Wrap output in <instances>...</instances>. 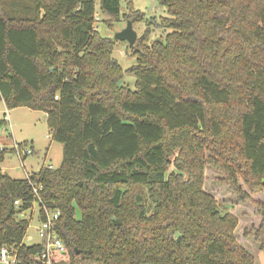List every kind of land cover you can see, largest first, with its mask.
I'll list each match as a JSON object with an SVG mask.
<instances>
[{"label":"trees","instance_id":"trees-1","mask_svg":"<svg viewBox=\"0 0 264 264\" xmlns=\"http://www.w3.org/2000/svg\"><path fill=\"white\" fill-rule=\"evenodd\" d=\"M124 1V13L121 0L98 7L110 30L145 25L125 71L114 39L98 32L95 0H0V102L45 113L63 148L57 168L22 180L0 173V248L16 264H41L43 246L24 244L29 222L19 219L36 184L38 222L43 209L58 212L66 248L52 264H256L264 0H155L166 14L158 19ZM7 153L0 146V163ZM238 200L259 212L252 232L238 233Z\"/></svg>","mask_w":264,"mask_h":264},{"label":"rangeland","instance_id":"rangeland-1","mask_svg":"<svg viewBox=\"0 0 264 264\" xmlns=\"http://www.w3.org/2000/svg\"><path fill=\"white\" fill-rule=\"evenodd\" d=\"M134 10H139L146 15V18L166 16L164 10L157 5L155 0H129ZM121 13L126 11V4L124 0L120 3ZM95 11L99 17V22L96 23L98 32L103 37L114 38L116 32L125 28V21H121L114 25L110 30L105 24L106 16L100 14L98 7V0H95ZM134 31L139 37L144 29V23H136L133 27ZM160 35L159 32H155L151 35V40L156 39ZM115 46L112 51V57L118 62L121 68L125 71L135 64V57L130 55L128 43L125 41L115 40ZM135 77L132 74L124 73L122 83L128 86L130 89H134ZM9 118L6 121L4 129L6 132L4 135H0V139L7 138L6 146L8 153L5 155L4 160L0 163V173L8 174L11 178L16 180L25 179V171L28 173L36 172L42 165H50L52 168H57L63 159V148L61 144L56 143L50 139V132L47 128L45 121V113L40 111H33L27 108H15L8 110L4 104L0 102V118H3L4 114ZM14 142L23 145V149L34 148L35 154L26 156L23 158L24 169L21 167V163L16 154L10 152L12 150ZM214 174V173H213ZM217 185V183H214ZM219 190L223 188L219 186ZM236 197H231V202ZM237 200V199H236ZM226 202V201H225ZM235 203H239L236 214L240 219L239 234L243 232H252L255 226L258 224L260 215L257 208L251 204H241L239 200ZM221 209L224 207L220 206ZM231 210V209H228ZM77 218H80V212L76 213ZM19 219H24L29 222V228L27 229L26 236L23 239L25 245H33L39 242L38 236H36L35 229L38 227V209L36 205H33V209L25 211L19 216ZM239 237V236H238ZM251 247L254 248V244L251 242ZM256 251L253 250L252 254L256 260V264H264V251H261L256 246ZM2 264V263H0Z\"/></svg>","mask_w":264,"mask_h":264},{"label":"built area","instance_id":"built-area-1","mask_svg":"<svg viewBox=\"0 0 264 264\" xmlns=\"http://www.w3.org/2000/svg\"><path fill=\"white\" fill-rule=\"evenodd\" d=\"M94 20L95 22L99 21V17L96 14ZM4 119L6 121H9V118L6 115V113L4 114ZM1 134H4V130L1 131ZM12 149L16 154L17 158L19 159L21 165H22V158H24L23 156L25 155L29 156L32 154V151L30 149L27 148L22 149L20 145L17 144L16 142H14ZM31 187H32L33 199L35 200V202H33V205L38 206V202H39L38 195H39L40 187L36 184H31ZM14 204L17 205L18 203L15 202ZM43 212L44 215L46 216V220L39 221L38 222L39 225L35 229L36 236H38L39 238L38 244L43 246L42 253L39 256V261L41 262V264H52V255L54 253L64 254L66 253V248L54 231L56 226V221L58 220V215H59L58 212L49 211L47 209H43ZM0 263L16 264V259L15 257L9 255V252L6 248L1 247Z\"/></svg>","mask_w":264,"mask_h":264},{"label":"water","instance_id":"water-1","mask_svg":"<svg viewBox=\"0 0 264 264\" xmlns=\"http://www.w3.org/2000/svg\"><path fill=\"white\" fill-rule=\"evenodd\" d=\"M113 39L119 41H125L128 43V48H132V46L134 45L137 39V34L134 31L131 22L127 21L125 28L122 29L121 31L116 32Z\"/></svg>","mask_w":264,"mask_h":264},{"label":"crops","instance_id":"crops-1","mask_svg":"<svg viewBox=\"0 0 264 264\" xmlns=\"http://www.w3.org/2000/svg\"><path fill=\"white\" fill-rule=\"evenodd\" d=\"M45 119H46V117H45ZM7 138H2V139H0V146L2 147V148H6L7 149V146H6V140ZM31 149L33 150V154H35V151H34V148L33 147H31ZM8 150V149H7ZM44 166H45V163H44ZM50 166V165H49ZM21 167L24 169V165H23V162H22V165H21ZM39 170V169H38ZM37 170V171H38ZM36 171V172H37ZM32 173V172H31ZM30 173H28V172H26L25 171V178L29 175ZM8 175V174H7ZM9 176V175H8ZM10 177V176H9ZM11 178V177H10ZM13 179V178H12Z\"/></svg>","mask_w":264,"mask_h":264}]
</instances>
